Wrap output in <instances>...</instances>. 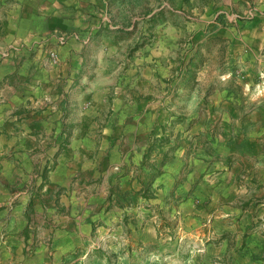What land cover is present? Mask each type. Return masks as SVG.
I'll use <instances>...</instances> for the list:
<instances>
[{"label":"crops","instance_id":"0c3cea01","mask_svg":"<svg viewBox=\"0 0 264 264\" xmlns=\"http://www.w3.org/2000/svg\"><path fill=\"white\" fill-rule=\"evenodd\" d=\"M234 1L253 16L201 31L162 0H0V264H152L181 237L261 261L264 0Z\"/></svg>","mask_w":264,"mask_h":264},{"label":"rangeland","instance_id":"374dc122","mask_svg":"<svg viewBox=\"0 0 264 264\" xmlns=\"http://www.w3.org/2000/svg\"><path fill=\"white\" fill-rule=\"evenodd\" d=\"M166 2L168 5L172 6L173 9L176 10V12H170L166 11V14L168 16L177 15V17L186 19V20H192L196 22V25L198 28L202 31L204 30L203 24L207 23L209 20H217L219 22H222L228 26H234L238 21L251 18L253 16V13L251 11L252 4L250 3L249 7L245 8L244 5V10L240 11L237 10V6L235 5L237 2L234 0H231V2L227 3H218L212 6L210 9L208 6H206L207 0H162ZM210 1V0H208ZM213 1V0H211ZM219 1V0H215ZM205 7H208L206 10ZM147 14V12L145 13ZM205 18H208V20H204ZM134 25H136L138 22L137 18L134 19ZM203 21H206L203 23ZM201 33V32H200ZM48 59V58H47ZM48 62H50L48 60ZM52 64V63H50ZM257 94V92H254ZM159 228L162 227H169L170 231L171 230H176L177 225H178V220L177 219H167L165 217H162L159 222ZM162 226V227H161ZM99 242V241H98ZM101 242V241H100ZM177 245L175 250L176 251H163V252H158L152 250L146 253V259L150 260V262H153L152 264H194L193 260L195 258V255H193L192 252V242L190 241V238H185L181 237L177 241ZM111 244V243H110ZM103 245V244H102ZM101 246V245H100ZM99 248V247H98ZM112 254L110 253V261L114 259L115 264H134V261L136 260L134 254L133 256L127 255L124 252L121 253H116L115 257L112 258ZM260 262H257L252 260L251 263L249 264H264V253L263 256L260 258ZM215 264V262L213 263Z\"/></svg>","mask_w":264,"mask_h":264},{"label":"built area","instance_id":"2783aa9c","mask_svg":"<svg viewBox=\"0 0 264 264\" xmlns=\"http://www.w3.org/2000/svg\"><path fill=\"white\" fill-rule=\"evenodd\" d=\"M57 40L60 44L64 43L66 40L65 35L57 36ZM47 58L50 63H56L57 61V51L55 49H49L47 52ZM255 91L258 95L264 94V71L259 74V81L255 84Z\"/></svg>","mask_w":264,"mask_h":264}]
</instances>
